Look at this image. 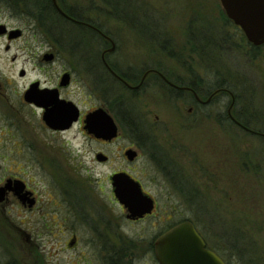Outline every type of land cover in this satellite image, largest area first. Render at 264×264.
Returning a JSON list of instances; mask_svg holds the SVG:
<instances>
[{
    "label": "rangeland",
    "instance_id": "obj_1",
    "mask_svg": "<svg viewBox=\"0 0 264 264\" xmlns=\"http://www.w3.org/2000/svg\"><path fill=\"white\" fill-rule=\"evenodd\" d=\"M106 1L108 6L104 0H57L113 39L117 53L112 57L128 76L154 67L178 75L183 82H191L187 76L204 80L211 88L225 80L234 92L235 79L241 72L258 88L255 105L264 106V62L255 66L239 55L235 29L223 24L219 3ZM123 17L134 24L135 19L140 20L142 25L131 26L120 19ZM157 18L161 26H151L152 19ZM190 19L191 29L202 30L200 34L206 33L207 23H220L219 31L230 38L221 41L215 37L216 42L210 41V47H205L209 42H204L202 36H187L185 28ZM0 25L21 31V36L12 41L0 36V181H23L39 201L38 209L29 212L25 204L9 197L5 213L0 212V264L11 259L16 264H63L59 251L63 238L57 227L52 229L53 234L41 230L45 229L43 225L48 230L58 225L61 181H79L81 188L91 189L97 205L106 207L107 181L118 171L128 172L146 185L156 198L162 218L177 223L190 220L206 245L232 264H264V138L230 128L219 117L229 98L217 94L211 103L195 104L189 97L176 98V94L172 96L153 84L143 96L122 93L100 62L101 52L110 48L109 43L87 27L59 21L55 29L52 27V34L26 17L22 9H12L11 0H0ZM164 33L168 41L161 39ZM45 54H53V60L45 61ZM63 71L72 77L63 95L82 112L96 106L108 108L118 125L117 138L101 143L83 129V124L65 133L43 127L38 111H32L23 98L25 89L36 79L53 85ZM102 73L108 81L101 78ZM106 88L112 89L105 92ZM111 100L122 101L114 106L109 104ZM124 110L150 133L152 144L157 142L168 152L169 173L162 171L151 157L153 153L147 154V147L139 146L135 133L121 116ZM249 124L262 131L258 124ZM128 148L139 153L133 162L124 156ZM98 153L107 160L99 161ZM71 195L75 201L80 198L74 191ZM112 212L113 231L118 232L119 242L141 252L143 238L149 237L152 229L146 224L121 223V210L115 201ZM167 220L162 221V229L170 224ZM9 222L31 236L36 234L33 227H37L39 233L33 240L43 242L45 247L28 246L25 237Z\"/></svg>",
    "mask_w": 264,
    "mask_h": 264
},
{
    "label": "flooded vegetation",
    "instance_id": "obj_2",
    "mask_svg": "<svg viewBox=\"0 0 264 264\" xmlns=\"http://www.w3.org/2000/svg\"><path fill=\"white\" fill-rule=\"evenodd\" d=\"M214 1L216 4L218 3L220 4L222 11V13L220 14L221 15L220 18L222 19L223 24L232 25V27L235 29V37L237 38V42L239 43L236 44V51L239 53V55L242 57H246L245 59H247L248 62L252 63L255 66H257L258 63H263L264 41L259 44L254 43L246 35L243 28L227 16L225 10L222 7L220 0H214ZM105 4L108 6L109 3L105 2ZM58 6L61 12L58 11L55 7L54 8L55 11L58 13L61 21L65 23L67 22L70 24H76L85 28L87 27V29L91 30L100 39L109 43L110 48L104 49L101 52L100 62L103 64L104 69H106L108 73V77H111L114 81H116V83L120 85L119 90H121L122 93L126 92L128 94L138 97L140 95L143 96L144 93L146 95V90L151 86V84H153L163 88L164 90H166L168 94L171 93L170 95L172 96L176 94V98L179 97L180 99L183 98L187 100L189 97L190 101L192 102L195 101V104H201V105L202 104L206 105L208 103H211L215 99L217 94H222L224 97L229 98V101L225 107L226 110L221 112L219 114V117L227 121L230 124L229 126L230 128L236 127V129H238L239 131L246 132L247 134L258 135L264 138V129H263L264 106L259 105L260 106L259 107L258 105H255L256 104L255 100L257 99L256 92L258 88L255 87V85L249 78L248 80H246V78L243 77L241 72L239 73L240 75H238L237 78L235 79L237 87L234 85L236 88L234 92L231 91L230 83L225 82V80H221V82L217 84L218 88L209 91L208 95L205 97L206 98L205 100H201L199 98V95L193 90L192 86H190V84L193 82V78L191 76H187V78L191 80L190 83L187 82L188 81L187 79L186 81L183 82L182 81L183 78L179 77L178 75L176 74L171 75L170 72L164 73L160 71V68H154V67L143 68L142 70H140V72L134 71L132 72L133 76L131 75L128 76L124 71H122V68L117 65L116 57L115 56L112 57V55L117 53L113 39L109 35L105 34L102 30H100L98 26H96L92 22L83 20L79 15L71 12L65 7H62V5H60L59 3ZM116 8H111V9L113 10ZM142 11L143 10H141V13ZM143 12L146 13V11ZM120 19H122L123 21H129L127 20L126 17ZM159 19L160 18L152 19L153 22L151 21L150 25L155 27L161 26L162 22ZM135 20H136L135 23L136 25L138 26L142 25V22L140 20L137 19ZM129 22L131 23V21ZM143 23L144 26L148 25V23L146 22ZM131 24H132L131 26L135 25L134 23ZM186 25L187 27L185 29H188L187 36H189V34L194 37L202 36L204 42L207 41L209 42L206 44V47H210V41H212L213 43L216 42L215 37H217L221 41H224L227 37L230 38L229 35L225 33H221L219 31L220 23H212V24L207 23L205 27L206 33L204 34L203 33L200 34L202 30L191 29L192 28L191 25H193L192 19H190ZM215 28H217V30ZM1 36L8 38L9 33L8 34L4 33ZM160 36H163L161 39L167 40L166 33ZM194 37L193 38L190 37V39H194ZM126 69L129 70L128 67ZM129 71L131 73L132 70ZM65 74H67L68 76V84L61 85L62 77ZM101 75H102L101 78L106 79L108 81L109 78L107 76L105 77L104 73H102ZM259 78H260V74L257 77V79ZM71 79H72L71 74L67 71H63L60 75V78H58V80H56V82L53 85L50 84L46 85L43 82H40L38 79H36V80H32L25 89V91L29 90L31 86L35 84V82H38L37 85L38 87L34 88L36 94H41L39 92H41L44 89H51V90L55 89L57 90L60 99L71 101L78 108L79 115L77 117V120L71 122L69 126H67L66 128L58 129V128L50 127L49 125L46 124L44 120L45 114L53 109L52 104L46 103L45 105H37L34 102H27L30 108H32V111L34 112L38 111V115L39 117H41L43 127H46L48 130L55 133H65L66 131L71 130L73 126L77 124H83L84 117L88 113L93 112L98 108H102L111 115L108 108L104 109L101 106H96L94 108H91L87 112H82L76 103L65 97L63 95V90L69 86ZM262 82L263 81H261V83ZM204 83L205 82H203V84ZM110 89L112 88H106L105 92H107ZM119 101L122 100H117V101L111 100L110 103L109 101L108 103L113 104L115 106L117 104L120 105ZM191 109L192 108L189 109V112L191 111ZM68 113L69 112H67V114ZM126 114H127L126 110H124L123 112L121 111V116L123 118L124 116L126 117ZM250 122L258 124L262 128V131H260L258 126L256 125L254 126L255 128L254 127L250 128V124H249ZM144 134L145 137L147 136V138L151 141L150 133H148V131H144ZM94 139H96L101 143H109L107 141H104L102 139H97L95 137ZM156 143H154L155 146H157ZM147 148L148 149H145L146 151L148 150L147 154L153 153L149 151L150 150L149 147ZM125 150L127 149H124L123 151L124 156H125ZM132 150L136 152V156L133 159L134 161L138 158L139 153L135 149ZM151 157H153L156 160V163L161 167L162 171L166 169L165 171H167V173L170 172L169 169L167 170L168 167L171 168L170 163L168 161L169 158L168 152L165 155H161V154L160 156L152 155ZM158 159L164 161H161L162 163L157 162ZM119 172H125V171H119ZM126 173L129 174L134 180H136L135 182L138 184L142 194L151 199L152 205H151V210L149 212H144L140 216L132 215L128 207L125 204L120 203L116 199L115 187L113 185V181L111 180L107 181V184L109 186V195H107L108 203L106 204V207L104 205L103 206L97 205L98 203L95 200L94 193L91 191V189L89 190L88 187L84 189L81 188V185L79 186L80 184L79 181H61L63 183L61 187L62 195H60L61 209L58 208L56 212L58 218V225L51 226L50 230L47 229L46 225H43L45 229H41V230L47 231L49 234H53L52 229H55L57 227L58 230L57 233H59L63 238L62 245L59 248V251L61 253V259L63 260V264H68V263L71 264H160L156 256V241L159 237H161V235L164 232H167L168 230L177 226L179 223L172 222L171 220H167L165 217L162 218L160 214L161 209L158 206L156 198L153 195H151L150 190H148V188L144 183H142V181H139L130 173L128 172ZM6 183L7 181H0V187H4ZM87 185L91 186L92 184L91 182H89ZM13 187H14V183H11L10 185L11 189L6 190L4 201L0 202V212L2 214L5 213L6 206L9 204V197L13 196V198L15 199L18 198V196L14 194L12 190ZM72 191L78 193L80 198L77 201L73 199V196L71 195ZM25 192H26L25 203H23L22 201L20 202L22 203V205L23 204L26 205L29 212H33L36 209H38V202H39L38 197L35 194V192L26 184L22 193ZM18 200L20 199L18 198ZM109 201H110V205H109ZM113 201L116 202L118 208L121 210V214H122L121 216L122 218L120 219L121 223L125 222L126 225L146 224L148 225V228L152 229L150 236L143 238L144 242L142 243V247H140L142 250L141 252L137 251V247H133V246L129 247L123 241L119 242V237H117L118 232L113 231L114 229V220H113L114 215L112 212ZM166 220L170 221V224L165 225L164 229H162V221H166ZM0 223H2L1 219H0ZM10 224L13 230L19 232L21 235L25 237L26 244L28 246H32L37 249L45 247L43 246L44 245L43 242L33 240L36 238V235L39 233V229L37 227L35 226L33 227V230L35 231L34 233L36 234L34 236H31L29 233H25V231L15 226L14 224L12 223ZM118 226L120 227V224H117V227ZM67 255H69V258H67ZM134 261L136 263H134ZM5 264H16V261L15 260L12 261L11 259L7 263L5 262Z\"/></svg>",
    "mask_w": 264,
    "mask_h": 264
},
{
    "label": "water",
    "instance_id": "obj_3",
    "mask_svg": "<svg viewBox=\"0 0 264 264\" xmlns=\"http://www.w3.org/2000/svg\"><path fill=\"white\" fill-rule=\"evenodd\" d=\"M54 6L59 10L56 0H52ZM227 16L239 24L246 35L256 44L264 41V0H220ZM61 12V11H60ZM6 29L0 25V34ZM19 30L9 32V39L17 38ZM53 59L52 54L44 56V60ZM23 75V72L20 73ZM68 84L67 74L63 75L61 85ZM35 83L24 94L27 102L37 105L52 104L53 109L45 114L44 120L52 128L63 129L75 121L78 116L77 108L72 102L59 99L57 90H42L36 94ZM67 112H69L67 114ZM67 114V115H66ZM84 129L98 139L110 141L118 134V127L114 119L103 109L99 108L86 115ZM129 161L136 156V152L129 149L125 152ZM99 161L106 159L102 154L97 155ZM111 180L115 187V196L120 203L125 204L132 215H142L151 210L152 201L143 196L135 180L126 173H115ZM11 183L14 194L20 201L25 203L26 192L24 184L20 180H7L4 187H0V202L5 199L6 190H10ZM156 256L160 264H225V262L213 251L206 248L205 242L190 222H183L170 231L163 234L156 241Z\"/></svg>",
    "mask_w": 264,
    "mask_h": 264
},
{
    "label": "trees",
    "instance_id": "obj_4",
    "mask_svg": "<svg viewBox=\"0 0 264 264\" xmlns=\"http://www.w3.org/2000/svg\"><path fill=\"white\" fill-rule=\"evenodd\" d=\"M104 1L107 2L106 0H104ZM11 7L14 10L22 9V11H24V14L26 17L32 18L37 24H39L41 27L46 29L47 32H50V33L52 32V34H54L52 27H54V29H55L59 25V21H61L58 13L55 11V8H54L51 0H11ZM205 47H206V45H205ZM193 52H194V50H193ZM216 78L218 81L219 77L217 76ZM203 82H205V83L203 84ZM218 82L216 84L212 85L214 87L211 88L210 84L204 80H193V82L190 84V86H192L193 90L198 95H200L202 97H206L210 90L218 88V86H217ZM198 88H201V89H198ZM201 90H204L205 93ZM127 114H126V117L124 116V119L129 124V126L132 128V132L135 133L136 138L139 142V146L149 147V149H150L149 151L153 152L154 155L160 156V154L161 155L167 154V152H165L164 149H161L160 147H158V145L155 146V144H152L151 141L147 138V136L145 137V134H144L145 129L142 126H140L136 120H134V117H131L132 116L131 113H130L131 116L129 115L128 112H127ZM161 161H164V160H161V159L157 160V162H161ZM165 170H163V171L167 172ZM167 170H168V168H167ZM218 254L222 257L220 252ZM222 258L225 260L226 264H232L230 259H227L224 257H222Z\"/></svg>",
    "mask_w": 264,
    "mask_h": 264
}]
</instances>
